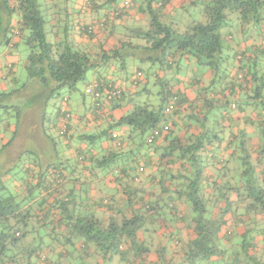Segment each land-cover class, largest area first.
<instances>
[{
	"label": "trees",
	"instance_id": "1",
	"mask_svg": "<svg viewBox=\"0 0 264 264\" xmlns=\"http://www.w3.org/2000/svg\"><path fill=\"white\" fill-rule=\"evenodd\" d=\"M66 1H53L58 7L57 14L63 15V19H59L63 36L57 42H50L46 26L51 8L48 9L46 0H16L15 6H11L9 0H0V47L11 43L12 20L17 15L21 27L19 37L29 50L25 70L30 80L47 86L50 97L60 96L63 89L76 90L81 81H86V73L95 69L97 62L106 65L113 61L124 67L126 60H133L139 67L140 64L150 65L146 71L142 68L135 71L130 78V86L137 89L155 76L156 72L149 71L152 66L169 69L177 75L183 67L193 63L197 68L211 71L212 77L205 87H200L198 98L191 105L187 106L182 94L173 92L178 84L175 80L163 78L156 85L157 94L152 95L158 104L150 99L134 104L120 124L129 126L131 135L137 134L138 146L143 143L151 146L163 132L169 131V118L188 107L193 120L200 122L201 132L183 140L173 137L169 141L163 156H174L183 162L180 174L169 178L173 186L161 202L156 201L141 214L122 218L119 223L80 217L69 209V201L63 198L54 200L52 206L59 210V218L49 220L46 203L42 200L34 203L32 191L40 187L45 192L56 193L61 179L58 184L53 182L52 187L47 180L40 179L36 185L26 184L22 190H17L7 183L10 169L0 159V264H50L47 257L41 259L38 253H45L48 248L44 243L46 239H56L60 235L72 245L74 241H82L93 245L103 258L116 255L128 264H264V247H258L264 246V119L260 123L262 145L256 159L251 160L244 154L240 166L232 169L213 153L211 176L208 177L209 162L205 158L210 143L215 149L224 141L221 121L232 106H235L233 109L264 113V0H200L201 20L194 19L191 24L178 28L161 21V9L167 0H147L141 9L146 13V28L123 30V40H116V46L108 52L101 51L99 57L73 46L71 29L76 28L78 33L84 32L89 38L95 30L107 31L111 22L121 21L134 7L133 1L106 0L111 5L104 17L93 24L78 26L69 22ZM93 5V0L87 3L88 8H95ZM233 18L242 28L254 27L263 36L248 50L236 52L231 57L227 53L231 49L225 45L230 39L223 37L222 30ZM183 28L184 31L179 32ZM234 67L236 76L231 75ZM101 81L97 83L100 85ZM238 89L246 91V100L238 102V107L235 103L230 106L228 96L233 97ZM123 94L122 90L108 101L100 98L103 99L101 106L119 101ZM0 96L2 99L9 95L2 93ZM59 98L60 109L66 117L69 111H64L62 106H68V97ZM98 103L93 101L96 112L101 109ZM169 105L173 110L166 113ZM2 108L6 112L10 106ZM161 123L164 124L160 130ZM64 129L65 132L59 131L62 137L66 134ZM154 130L159 133L151 139ZM115 135L111 137L114 139ZM1 153L2 150L0 158ZM116 157L108 154L97 164L103 166ZM138 170L143 172L142 167ZM55 173L52 176L58 177ZM179 204L188 207L186 213L181 215L177 211ZM152 211L163 219L160 229L145 227L147 221L154 219ZM60 227L65 228L64 232Z\"/></svg>",
	"mask_w": 264,
	"mask_h": 264
},
{
	"label": "crops",
	"instance_id": "2",
	"mask_svg": "<svg viewBox=\"0 0 264 264\" xmlns=\"http://www.w3.org/2000/svg\"><path fill=\"white\" fill-rule=\"evenodd\" d=\"M53 1L55 0H46L51 8L48 12L46 30L48 40L57 42L63 36V26L61 27L62 23H59V19L63 16L57 14L58 7ZM89 1L91 0L66 1L72 6L69 20L72 26L93 24L103 17L105 10L111 5V3H106V0H93L96 7L91 9L87 6ZM132 1L134 7L121 21L111 22L106 28L107 31L95 30L89 38L84 35V32L78 33L76 28L71 29L72 45L99 57L101 51L108 52L116 46V40H123V30L138 29L141 26L146 28V13L141 9L146 5L147 0ZM199 1L167 0L161 9V21L176 28L183 24H191L194 19L201 18L198 12ZM9 3L15 6L16 0H9ZM18 23L19 18L16 15L12 20V41L9 45L0 47V94L14 95L22 84L25 86L34 83V80H30L24 72L29 50L19 37L18 31L21 27ZM111 26H113L112 34ZM182 31L184 28L179 32ZM222 35L230 39L225 42V45L231 49L227 50L231 57L236 52L248 50L263 36L254 27L242 28L235 18L230 20L222 30ZM131 62L124 67L113 61L106 65L97 62V67L86 73L87 80L84 88L89 82H98L102 79L103 81L99 83H103V86L111 88L112 84L113 88L122 89L124 92L122 99L101 106L97 112L91 98L84 99L83 104L74 98L72 105L67 106L71 116L66 119L60 109L61 98L59 97L61 96L54 100L55 96L50 97L49 90L50 99L46 100L43 96L46 101L42 107L38 108L39 111L31 108L29 112L26 111L20 115L14 106L10 110L12 111L10 115H7L9 112L7 110L4 121L0 119V150H2L0 159L5 167L10 169V174L6 178L10 186L22 190L26 184L36 185L38 180L44 179L52 187L53 182L58 184V179H61L56 193L45 192L40 187L32 191L34 203L40 200L46 203L50 215L49 220L59 218V210L52 206L54 200L63 198L69 201V209L80 217H92L104 223L109 220L119 223L122 218H130L132 214H141L147 206H152L156 201L161 202L167 190L173 186L171 181L169 182L171 175L180 174L183 162L174 156H163V153L173 137L183 140L191 134L197 135L201 132L200 122L193 120L191 117L193 113L188 107L169 118V131L163 132L151 146H147V143L138 146L140 138L137 134L131 135L130 127L120 122L132 111L134 104L146 103L150 96L157 94L156 85L158 81H163V78L175 80L178 84L175 85L173 92L177 91L182 94L187 106L191 105L198 98L200 87L203 88L210 82L211 71L203 67L197 68L191 63L183 67L184 72L173 75L169 69L161 70L156 65L149 70L150 73L156 72L155 76L152 75L153 77L148 78L147 82H143L139 88L134 89L130 86L129 80L134 72L140 70L141 67L144 68V65L140 64L139 67L133 60ZM145 66L147 69L150 67L149 64ZM236 72L234 67L231 75L236 76ZM104 80H108V83ZM33 86L40 89L45 85L37 81ZM145 86L147 91L143 89ZM247 88L249 89L250 85ZM245 95L247 93L244 89H238L233 97L228 96L229 105L235 103L238 107V102L246 100ZM153 101L155 105L158 104L154 96ZM48 102L50 110L47 113ZM11 104L14 105L13 102ZM29 115H32V118ZM263 116L264 113L258 110H238L237 108H232L229 114L224 116L221 121L224 128L222 133L224 141L215 149L211 148L210 143L205 150V158L209 162L206 169L208 177L211 176V154L213 153H216L217 157L232 169L240 166V160L244 154H248L251 160L256 159L262 145L260 123L264 119ZM163 124L159 125L160 130ZM25 126L29 137L28 144L32 137L36 144L41 140L43 144L48 145L49 153L44 159H39L29 151L34 149H25L27 142L21 137ZM64 127L66 128L65 136H59V131ZM106 130H108L107 133ZM111 134H116L117 137L113 139ZM241 141L242 146H238ZM8 143L10 145L2 149ZM15 143L18 146H14ZM108 154H115L117 157L114 161L99 166L98 160ZM141 167L143 172L139 173L138 169ZM54 172H57L55 174H58V177L52 176ZM177 208L181 215L188 209L182 204H179ZM151 214L154 215V219L147 221L145 227L151 229L154 226L160 229L164 225L162 217H157L158 213L155 215L153 211ZM165 224L168 225V222L165 221ZM64 229V227L59 228L61 232H64ZM31 240L33 238L30 236ZM44 243L48 246L45 254L50 264L53 263L52 256L49 254L56 255L59 262L67 260L71 264H107L109 260L114 259L128 264L116 255L103 258L93 245L82 241H74L72 245L61 235L56 239L48 238ZM258 247L262 248L261 245Z\"/></svg>",
	"mask_w": 264,
	"mask_h": 264
},
{
	"label": "rangeland",
	"instance_id": "3",
	"mask_svg": "<svg viewBox=\"0 0 264 264\" xmlns=\"http://www.w3.org/2000/svg\"><path fill=\"white\" fill-rule=\"evenodd\" d=\"M60 3H62V1H60ZM49 8H50V6L48 7V9ZM68 11H69L70 14L72 13V6H70V4L68 5ZM47 15H49V14H47ZM103 17H104V15H103ZM61 19H63V18H61ZM129 62H131V60H126V64H128ZM131 64H133V63L131 62ZM132 69L130 71H132ZM142 69L146 71L147 67L144 66V68H142ZM24 72L26 73V71H24ZM181 72H184V68L181 69ZM99 80H102V79H99ZM35 82H37V80H34V83ZM34 83H29V84H26L25 86H23L24 84H22V86L18 89L16 94L9 95L6 98L4 97L5 99L4 98L0 99V119H1V121H4V119H6V112H7V110H6V112L3 113L5 111V109L2 108L3 106L11 105L7 115H10V113L12 112L10 110L14 106H15V109L18 110L20 112V115H21V114L25 113L26 111L29 112V110L31 108H33V110H35V111L36 110L39 111L38 108L42 107L44 105L45 101L50 99L48 97L49 89L47 88V86H43L42 88L39 89V88L33 86ZM84 83H85V81H81L77 85L76 90L70 91V90L65 88V89H63L60 92L59 95L61 97H68V106L69 107H70V105H72L73 101L75 100L74 98H76L77 101L80 104H83V100L84 99L87 100V98H91L92 102L94 101L92 96H90L88 94L83 95ZM46 93H47V96H46ZM43 96L45 97L46 100H44ZM57 96L58 95H55V99L54 100L57 99ZM150 101L151 102L153 101V96H150ZM12 102L14 103V105L11 104ZM49 110H50V103L48 102L47 111L46 112L48 113ZM29 116L32 118V115H29ZM21 137L25 140V142H27V140L29 139L28 133H27V130H26V126H25V128L23 129V131L21 133ZM26 145L27 146H26L25 149H27V150L31 149V148L34 149V150H29V151L31 153H33L34 155H36L39 159H44L49 153L48 145L43 144L41 140L39 141L38 144H36V142H34L32 137H31L30 144H28V142H27ZM14 146H18V144L15 143ZM263 247L264 246H262V249H263ZM70 248H72V247H70ZM49 256H52L53 264H69L67 262V260L65 262H59V259H57L56 258L57 256L54 255V254H49ZM90 259L92 260L93 257H91ZM107 264H123V263L120 262L118 259H114V260H109V262H107Z\"/></svg>",
	"mask_w": 264,
	"mask_h": 264
},
{
	"label": "built area",
	"instance_id": "4",
	"mask_svg": "<svg viewBox=\"0 0 264 264\" xmlns=\"http://www.w3.org/2000/svg\"><path fill=\"white\" fill-rule=\"evenodd\" d=\"M138 76H140V74H138ZM101 85V86H100ZM98 84L97 82H93V83H89L87 86H86V90H85V94H88L90 96H92V98L94 100H97L99 103L97 104L98 106H101V103H102V100L103 99H100V98H105L107 101L108 100H111L113 98H115L117 95H119L121 93L122 90L120 89H115V88H110V89H105V87L102 86V84ZM104 99V100H105ZM234 108V106H232ZM62 108L64 109V111L67 109V106L64 105V107L62 106ZM173 110V106L172 105H169L167 107V109L165 110L166 113H170L171 111ZM70 113L68 112V114L66 115V119H69L70 118ZM65 129H61V132H65L64 131ZM158 131L157 130H154L151 134V139L155 136L158 135ZM116 136V135H115ZM114 136V137H115ZM59 181H57L58 183ZM39 254V257L41 259H44L46 258V254L44 252H40L38 253Z\"/></svg>",
	"mask_w": 264,
	"mask_h": 264
}]
</instances>
